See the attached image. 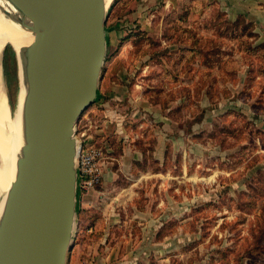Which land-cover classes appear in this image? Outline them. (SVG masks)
Listing matches in <instances>:
<instances>
[{
    "label": "rangeland",
    "instance_id": "374dc122",
    "mask_svg": "<svg viewBox=\"0 0 264 264\" xmlns=\"http://www.w3.org/2000/svg\"><path fill=\"white\" fill-rule=\"evenodd\" d=\"M142 3L107 10L97 99L75 127L66 264H264V40L204 0H149L137 15ZM17 12L0 48L20 54ZM127 149L141 158L124 162Z\"/></svg>",
    "mask_w": 264,
    "mask_h": 264
},
{
    "label": "water",
    "instance_id": "95a60500",
    "mask_svg": "<svg viewBox=\"0 0 264 264\" xmlns=\"http://www.w3.org/2000/svg\"><path fill=\"white\" fill-rule=\"evenodd\" d=\"M8 1L31 22L20 21L33 39L20 54L10 45L0 54L10 113L20 82L26 85L25 143L0 220V264H66L77 203L80 146L75 127L97 99L108 8L104 0ZM2 14L13 19L9 12ZM8 54L16 68L13 108Z\"/></svg>",
    "mask_w": 264,
    "mask_h": 264
},
{
    "label": "bare ground",
    "instance_id": "6f19581e",
    "mask_svg": "<svg viewBox=\"0 0 264 264\" xmlns=\"http://www.w3.org/2000/svg\"><path fill=\"white\" fill-rule=\"evenodd\" d=\"M104 1L106 3V8H108L113 0ZM10 7L11 4L8 0H0V36L2 33V24L4 23L6 18V16L2 14V12H8V10L10 11ZM12 9L10 11V14L12 12ZM9 19L10 18H7L5 27H7ZM20 21H22V23L26 26H31V22L23 16L21 20L19 17L20 43L22 35L23 43L25 47H27L32 42V32L27 29L22 23H20ZM2 49L3 47L0 48V54ZM21 51L22 47H20V52ZM25 92L26 85H24L23 81H21L15 114L13 115V112L10 113L6 105V99L4 91L2 89L0 75V220L3 214L7 194L10 190L11 184L14 182L16 177V162L17 159L21 156V149L25 143L22 115Z\"/></svg>",
    "mask_w": 264,
    "mask_h": 264
},
{
    "label": "crops",
    "instance_id": "0c3cea01",
    "mask_svg": "<svg viewBox=\"0 0 264 264\" xmlns=\"http://www.w3.org/2000/svg\"><path fill=\"white\" fill-rule=\"evenodd\" d=\"M149 0H144L140 6L136 7V14L143 15L145 3ZM208 3L213 4V6L218 9L226 18L230 21L237 20L239 18H244L248 24H251L255 31L264 40V0H204ZM128 83V82H127ZM123 95L128 94V90L135 92L134 88H120L119 89ZM141 158L137 152H132L129 149L125 151L123 161H137ZM126 170V171H125ZM124 171L127 172L128 169ZM112 221V222H111ZM107 222L115 223L116 218L107 220Z\"/></svg>",
    "mask_w": 264,
    "mask_h": 264
}]
</instances>
